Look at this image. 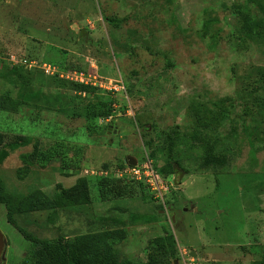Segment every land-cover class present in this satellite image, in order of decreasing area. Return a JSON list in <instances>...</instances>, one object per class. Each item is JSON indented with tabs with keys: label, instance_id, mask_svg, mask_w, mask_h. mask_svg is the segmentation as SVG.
<instances>
[{
	"label": "rangeland",
	"instance_id": "rangeland-1",
	"mask_svg": "<svg viewBox=\"0 0 264 264\" xmlns=\"http://www.w3.org/2000/svg\"><path fill=\"white\" fill-rule=\"evenodd\" d=\"M23 60L46 72L81 69L103 86L88 93ZM196 130L212 134L225 166L189 161L160 175L162 195L138 183L116 195L98 176L129 155L160 167L151 153L164 137ZM0 132L30 139L0 163L6 191L32 196L15 212L20 228L66 240L113 218L126 231L112 240L120 259L264 264V0H0ZM35 141L64 145L80 169L56 156L30 164ZM82 176L90 200L58 204L57 184ZM7 214L0 202V264L34 261Z\"/></svg>",
	"mask_w": 264,
	"mask_h": 264
},
{
	"label": "trees",
	"instance_id": "trees-1",
	"mask_svg": "<svg viewBox=\"0 0 264 264\" xmlns=\"http://www.w3.org/2000/svg\"><path fill=\"white\" fill-rule=\"evenodd\" d=\"M252 18L248 15L243 16V23L249 25ZM23 69L24 66H19ZM81 70V69H77ZM57 76V75H56ZM82 91L93 93L99 89V87L78 84ZM97 107V105H96ZM98 108V107H97ZM108 112H101L97 115L106 116ZM94 124H90L91 127ZM7 135L0 132V163L9 155V150H16L19 147L26 146L30 139L27 135H15L7 139ZM183 137L178 134L166 135L164 142L156 147L151 156L158 158L163 162L160 167L154 166V168L160 174L164 176L176 174L179 171H185L188 167L189 161H198L200 169H206L209 167H223L227 164V155L220 148L219 143L212 138V134L209 131L196 130L190 137L182 139ZM185 147V149H183ZM79 152L82 151L80 146L76 147ZM199 150L200 153L194 155ZM60 157L63 166L73 168L75 171L80 169L81 162L75 161L74 158L67 160L64 145H55L47 149L40 147V142L35 141L33 151L30 152L28 162L30 164L34 162L48 163L53 157ZM125 162H122L116 167H125ZM108 165H105L104 169H114ZM101 176L103 185H109L112 192L116 195H122L123 193L130 192L131 184L138 183L145 187L144 183L135 180L125 181L115 178L111 175H98ZM59 189V199L62 202H58L60 205L64 204H81L89 201L91 198L90 184L87 176H82L77 181L69 186L65 187L63 184H57ZM32 196H27L22 199H17L11 193L7 192L4 183L0 177V202L5 204L8 209V221L19 227L22 234L33 243L34 261L28 263V261H22L17 264H155L153 261H135L130 259H120L115 251L112 240L125 239L126 231L121 226H117L121 221L113 219L110 224H113L105 229L94 230L86 233L77 234L72 239H44L29 232L18 226L15 219V212L20 210L22 206L29 202ZM39 196L36 197L38 199ZM50 203L53 200L50 199Z\"/></svg>",
	"mask_w": 264,
	"mask_h": 264
},
{
	"label": "built area",
	"instance_id": "built-area-1",
	"mask_svg": "<svg viewBox=\"0 0 264 264\" xmlns=\"http://www.w3.org/2000/svg\"><path fill=\"white\" fill-rule=\"evenodd\" d=\"M19 62L21 64L26 63V65L30 67L33 66L34 64L40 68L42 66L43 67L45 66L44 71L46 74L49 73L51 75H59V77L61 78H66V79H69L71 81H76V82L79 81L84 84L93 85L99 88L103 86V84L101 83L97 75L93 76V74L91 75L89 73H87L89 74L87 75L85 72H83L84 70H77V69H74L72 71L64 70V72L62 73L51 72V71L46 72L47 65H48L46 63H39L35 61H32L33 63H31L29 60H23V62L22 61H19ZM84 75L89 77L87 81L83 80ZM124 166L125 167H115L112 170L103 168L102 171L99 172V174L98 173L97 174L104 175V176L111 175L115 178L122 179L125 181L135 180L138 182H142L146 186H149L152 190L158 192V194L160 195H162L163 190H166L167 187L162 182V179L160 177L161 174L157 172V170L154 168V165L151 159H148V161H144L142 163L137 162L135 165L125 163ZM91 173H93L94 175H97L95 174L96 172H91Z\"/></svg>",
	"mask_w": 264,
	"mask_h": 264
},
{
	"label": "water",
	"instance_id": "water-1",
	"mask_svg": "<svg viewBox=\"0 0 264 264\" xmlns=\"http://www.w3.org/2000/svg\"><path fill=\"white\" fill-rule=\"evenodd\" d=\"M125 162L129 163V164H132V165H135L137 163V160L129 155L125 159ZM4 250H5V240H4V237H3V233L0 231V257L3 255Z\"/></svg>",
	"mask_w": 264,
	"mask_h": 264
}]
</instances>
